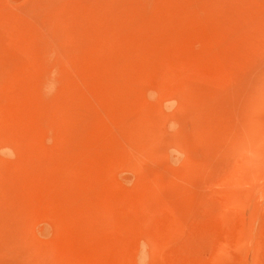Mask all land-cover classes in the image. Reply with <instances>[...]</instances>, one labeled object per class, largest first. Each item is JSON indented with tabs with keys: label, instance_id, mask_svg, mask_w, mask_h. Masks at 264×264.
Wrapping results in <instances>:
<instances>
[{
	"label": "rangeland",
	"instance_id": "obj_1",
	"mask_svg": "<svg viewBox=\"0 0 264 264\" xmlns=\"http://www.w3.org/2000/svg\"><path fill=\"white\" fill-rule=\"evenodd\" d=\"M0 264H264V0H0Z\"/></svg>",
	"mask_w": 264,
	"mask_h": 264
}]
</instances>
